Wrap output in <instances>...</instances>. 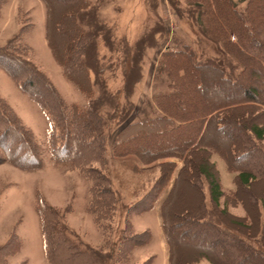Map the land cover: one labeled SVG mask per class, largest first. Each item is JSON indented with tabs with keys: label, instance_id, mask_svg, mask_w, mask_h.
I'll return each instance as SVG.
<instances>
[{
	"label": "trees",
	"instance_id": "trees-1",
	"mask_svg": "<svg viewBox=\"0 0 264 264\" xmlns=\"http://www.w3.org/2000/svg\"><path fill=\"white\" fill-rule=\"evenodd\" d=\"M41 1L46 43L65 78L87 98V105L64 104L44 74L22 57L28 48L18 34L0 47V66L50 123L45 146L50 159L77 167L89 178L87 212L102 233L111 230L117 205L110 175L95 166L105 162V131L111 119L112 127H119L111 145L113 157L132 156L150 166L143 168L132 159L119 165L139 175L158 169L150 189L129 205L127 215L152 209L173 177L159 207L168 264H193L202 258L210 264H264V0H244L242 10L236 0H185L188 16H193L202 37L215 44L230 64L226 66L219 55L201 58L183 42L163 50L154 80L160 79L165 88L151 95L157 114L129 123L134 108L130 96L143 76L144 52L157 45L164 29L148 30L135 42L129 65L121 73L124 101L120 103L107 88V68L99 56V39L111 49L112 34L99 19L97 6L89 0ZM211 133L215 141L208 140ZM45 148L0 98V164L40 169ZM214 154L233 174V187L228 190L211 159ZM168 158L180 159L181 164ZM181 180L197 192V203H187L191 196L186 195L180 210L171 198ZM233 208H240L242 214ZM35 211L49 264H111L112 253L73 234L56 207L36 197ZM127 221L116 244L120 264H127L132 250L151 238L146 230L128 231ZM209 236L213 243L208 242ZM229 249L236 257L232 262L223 259ZM1 260L0 264H8ZM151 261L152 257L141 264Z\"/></svg>",
	"mask_w": 264,
	"mask_h": 264
},
{
	"label": "rangeland",
	"instance_id": "rangeland-1",
	"mask_svg": "<svg viewBox=\"0 0 264 264\" xmlns=\"http://www.w3.org/2000/svg\"><path fill=\"white\" fill-rule=\"evenodd\" d=\"M89 1L97 6L99 19L110 28L112 34L111 49L105 46L102 39L98 41V49L102 65L107 68L104 72L107 88L116 93L120 103L124 101L121 73L124 66L129 65L135 42L148 30L164 29L157 45L147 48L144 52L143 76L130 96L134 108L126 123L157 114L151 102V95L155 90L165 88V84H159L160 79L154 80L157 59L163 50L180 46L183 42L196 49L201 58L219 55L226 66L230 64V59L221 56L215 44L202 37L192 19L193 16L192 18L188 16L191 14L185 0ZM236 1L238 9L242 10L245 1ZM22 27L24 29H21ZM44 32L45 7L41 0H0V47L6 46L8 41L18 34L21 44L28 48L22 51V57L44 74L64 104L66 106L77 104L80 108L86 106L87 98L65 78L61 67L54 60ZM94 90L97 96V86ZM0 98L7 103L20 123L33 133L36 141L45 148L50 123L39 105L19 89L17 83L1 66ZM190 100L195 101L193 97ZM108 125L105 131L106 150L103 154L105 162L102 164L96 162L95 166L110 175L111 187L116 192L117 205L111 220V230L104 235L95 224L93 215L87 212L91 182L85 173L77 167L55 164L45 148L42 155L43 166L40 169L26 171L9 162L0 164V248L7 244L1 251L3 254L0 255V260L2 258L8 264H49L45 258L39 217L35 211L36 197H39L62 213L69 230L82 241L96 245L103 240L100 246L112 253L111 264H120L116 262L118 248L116 244L122 236V229L127 225V219L131 227L128 231L137 233L146 230L151 236L148 243L132 250L127 264H141L150 257L151 264H165L163 256L167 254L168 246L164 239H161L160 225L153 210L150 209L141 215L140 213L127 215L129 205L150 189L158 175V169L156 167L150 173L146 170L139 175L133 173L128 166L119 165L120 161L125 160L113 157L111 150L114 135L119 127H112L111 119H108ZM212 135L211 133L207 136L209 141H215ZM1 152L0 150V155L3 154ZM19 154L17 153L18 156ZM128 158L135 159L132 156ZM211 159L219 170L223 188L227 190L232 188L233 174L227 171L223 160L216 154L212 155ZM171 160L176 162L177 166L181 164L180 159ZM137 164L143 168L150 166L140 162ZM254 190L261 191L258 187H254ZM186 195L191 196V199H187ZM196 196L197 192L181 180L171 199L177 201L181 210L184 205L182 199L195 205ZM67 207L69 209L64 211ZM237 211L238 208L234 210L236 213ZM207 240L213 243L210 236ZM235 258L231 249L226 250L223 258L226 262H232Z\"/></svg>",
	"mask_w": 264,
	"mask_h": 264
},
{
	"label": "crops",
	"instance_id": "crops-1",
	"mask_svg": "<svg viewBox=\"0 0 264 264\" xmlns=\"http://www.w3.org/2000/svg\"><path fill=\"white\" fill-rule=\"evenodd\" d=\"M130 157V156H129ZM127 159H122V160H129V159H132L133 161H135L136 163H138L139 161L135 158H128V157H126ZM167 160H170V161H173V160H171V158H168ZM138 161V162H137ZM172 179H173V177L171 178V180H170V182H169V184H168V186H167V189L165 190V192L163 193V195L159 198V200L157 201V202H155V204H154V206H153V208L151 209V210H153V212L156 214V216H157V220H158V222H159V225H160V234H161V239L163 240L164 239V241H165V238H164V235H163V232H162V229H161V221H160V211H159V207H160V203L162 202V200L164 199V197H165V195L168 193V191H169V189H170V187H171V184H172ZM235 209H237V208H233L232 209V211L234 212V210ZM240 208H238V211H237V214H242V210H239ZM149 211V210H148ZM148 211H145V212H148ZM241 211V213H239ZM145 212H142V213H140L139 215H141V214H143V213H145ZM234 213H236V212H234ZM133 219V218H132ZM102 239H103V235H102ZM161 242V241H160ZM103 244V240H102V243H98V244H96V245H92V246H100V245H102ZM91 245V244H90ZM164 260H165V262H164V260H163V263H165V264H168V250H167V254H164ZM193 264H210L209 263V261L207 260V259H200L199 261H196V262H194Z\"/></svg>",
	"mask_w": 264,
	"mask_h": 264
}]
</instances>
